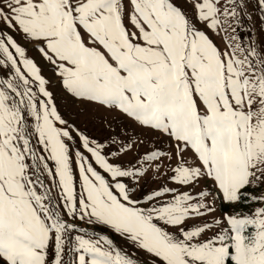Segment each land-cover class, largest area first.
<instances>
[{
	"label": "snow or ice",
	"instance_id": "6c2138e0",
	"mask_svg": "<svg viewBox=\"0 0 264 264\" xmlns=\"http://www.w3.org/2000/svg\"><path fill=\"white\" fill-rule=\"evenodd\" d=\"M196 7L198 19L214 29L221 25L220 16L238 15L237 0H225L223 11L219 0H198ZM0 18L26 38L44 41L40 51L57 65L64 88L74 97L118 108L173 138L180 159L173 181L187 185L210 176L224 198L235 202L253 178L264 177V51L235 44L222 52L175 0H0ZM84 34L99 47L88 46ZM0 53V65L13 69L8 79H0L3 264H135L107 237L89 236L64 219L61 206L69 217L111 227L161 264H264V207L227 216L228 228L211 238L198 239L208 224L180 228L174 235L164 226L179 227L193 214L203 215L202 209H212L193 203L188 192L161 200L175 192L167 187L147 196L155 204L138 206L117 178L140 170L113 165L99 146H89L94 142L86 136L84 146L115 182L77 153V192L64 140L71 136L57 126L66 121L47 80L12 36L0 33ZM186 149L201 166H186ZM162 155L153 151L145 160ZM45 174L51 185L44 182ZM206 195L201 192L200 201Z\"/></svg>",
	"mask_w": 264,
	"mask_h": 264
},
{
	"label": "rangeland",
	"instance_id": "374dc122",
	"mask_svg": "<svg viewBox=\"0 0 264 264\" xmlns=\"http://www.w3.org/2000/svg\"><path fill=\"white\" fill-rule=\"evenodd\" d=\"M175 3L181 7L196 28L204 31L222 52H230L235 44H240L244 48L254 47L258 52L264 51V4L261 0H237L238 15L235 17L220 16L221 25L216 29L198 19V8L196 7L198 0H175ZM224 4L225 0H219L221 11H223ZM126 24L130 31H136L135 27L127 21ZM0 33H3L5 37L12 36L26 50L27 58L36 63L41 70V75L48 82L46 88L52 93L53 103L61 118L66 121L64 125L56 122L57 126L66 129L71 136V139L65 137L64 140L69 147L77 192L81 185L78 167L80 155L77 153L87 157L86 162H91L93 167L101 172L110 183L115 182L110 174L96 163L94 155L84 146L83 137L86 136L89 141L94 142L89 146H99L98 150L113 165L119 166L122 170H140L134 176L117 178L127 186L130 199L139 201L138 206L149 207L155 204L156 200L148 201L147 196L167 187L174 189L175 192L164 194L161 200H168L175 194L188 192L195 198L193 203L202 202L212 209L211 211L202 209L203 215L193 214L179 227L164 226L161 223V226L166 227V230L174 235H179L180 228L187 230L189 227L208 224L210 227L198 239L211 238L220 230L228 228L227 216L254 214L257 208L264 207V177L253 178V181L241 190L240 199L235 202H229L224 198L223 192L210 176H201L187 185L173 181L171 179L173 169L180 163L177 156V142L173 138L159 130L140 125L118 108L74 97L64 88L57 65L50 62L40 51V48L44 46V41L26 38L18 27H9L3 18H0ZM83 38L88 46L99 47L91 44L86 34ZM100 50L104 51L103 48ZM12 51L16 54L14 49ZM3 59V53H0V60ZM8 63L10 65V62ZM12 73L13 69L10 66L0 65V79H8ZM36 147L38 152L43 154L40 147L38 145ZM157 150L163 155L152 161L145 160L147 154ZM182 156L186 166H201V161L191 149H186ZM49 166L54 168L51 162ZM257 175L259 176V173ZM43 179L46 184L51 185V180L46 174ZM201 192L207 193L203 201H200ZM57 202H59L58 197ZM61 213L64 219L76 224L78 228H84L89 236L95 233L94 238L107 237L113 242L115 248L126 253L135 261V264H161L158 257L140 248L139 245L115 232L111 227L96 223L89 224L86 220L69 217L62 206ZM75 234L79 233H73ZM49 258H52L51 247ZM0 264L3 262L0 261Z\"/></svg>",
	"mask_w": 264,
	"mask_h": 264
}]
</instances>
